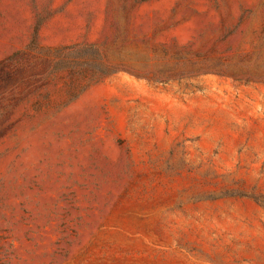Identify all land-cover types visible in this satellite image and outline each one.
I'll return each mask as SVG.
<instances>
[{
	"label": "rangeland",
	"instance_id": "obj_1",
	"mask_svg": "<svg viewBox=\"0 0 264 264\" xmlns=\"http://www.w3.org/2000/svg\"><path fill=\"white\" fill-rule=\"evenodd\" d=\"M0 264H264V0H0Z\"/></svg>",
	"mask_w": 264,
	"mask_h": 264
}]
</instances>
